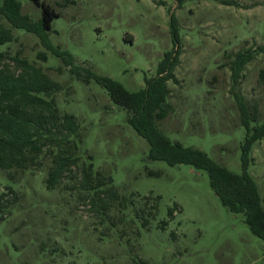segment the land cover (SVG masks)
<instances>
[{
  "label": "rangeland",
  "instance_id": "1",
  "mask_svg": "<svg viewBox=\"0 0 264 264\" xmlns=\"http://www.w3.org/2000/svg\"><path fill=\"white\" fill-rule=\"evenodd\" d=\"M19 1L32 22L42 18V8L32 0ZM44 1L60 14L49 32L52 44L70 52L76 66L110 76L131 92L156 76L173 49L175 14L181 36L179 82L168 83L173 110L160 127L172 141L200 148L242 174L246 131L232 94L230 55L264 45V0H229L237 6L186 0L181 8L177 0ZM0 24L11 28L3 18ZM12 31L15 40L1 50L12 57L19 53L61 84L54 95L57 106L75 115L80 129L72 137L78 167L55 188L47 187L51 147L43 148L37 166L0 169V197L5 195L0 264H264L263 240L250 231L244 213L222 204L206 171L149 161L148 142L99 83L72 75L35 34ZM262 70L264 55H259L239 85L260 119ZM252 157L249 173L264 200V140ZM90 164L93 177L111 178L108 185L121 197L106 211L93 190L81 188V168Z\"/></svg>",
  "mask_w": 264,
  "mask_h": 264
},
{
  "label": "trees",
  "instance_id": "2",
  "mask_svg": "<svg viewBox=\"0 0 264 264\" xmlns=\"http://www.w3.org/2000/svg\"><path fill=\"white\" fill-rule=\"evenodd\" d=\"M32 1L42 8V18L36 23L23 14L19 0H0V19H5L11 26L6 28L0 24V169L9 172L14 168L26 170L37 166L43 148L51 147L53 166L48 174L47 187L53 189L78 167L77 142L72 139L79 133L78 119L73 114L61 113L54 97L63 86L41 67L21 58L19 53L12 57L1 50L15 40L12 29H23L38 36L45 48L64 61L72 75L87 82L94 79L106 90L113 103L126 111L127 123L148 142L149 161L164 162L171 167L189 165L206 171L210 186L222 204L234 213H244L250 231L264 242V200L255 178L249 173L254 163L253 149L264 140V119L259 118L257 106H251L239 88L247 65L264 55V45L251 46L230 55L232 94L246 131L241 144L243 172L239 175L214 161L202 149L172 141L160 127V122L173 110L168 83L179 82L175 70L181 54V36L175 14L170 22L173 49L165 53L156 76L146 78L143 89L131 92L110 76H100L90 69L76 66L70 52L55 47L49 32L60 14L44 0ZM177 1L178 8H181L186 0ZM217 1L228 6L236 5L229 0ZM39 56L44 61L48 59L44 53ZM260 75L264 80L263 70ZM54 149L56 152L52 151ZM93 173L92 164L81 168V188L93 190L100 197L99 207L106 211L121 197L113 185H108V182L112 183L111 178H95ZM4 198L5 195L0 197V213L5 207ZM126 202L121 201V204ZM169 215H173V210Z\"/></svg>",
  "mask_w": 264,
  "mask_h": 264
}]
</instances>
